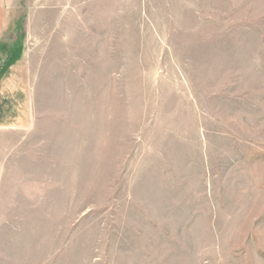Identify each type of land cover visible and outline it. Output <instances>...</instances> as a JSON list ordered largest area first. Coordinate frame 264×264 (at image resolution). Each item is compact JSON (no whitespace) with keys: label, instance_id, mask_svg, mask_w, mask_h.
<instances>
[{"label":"rangeland","instance_id":"rangeland-1","mask_svg":"<svg viewBox=\"0 0 264 264\" xmlns=\"http://www.w3.org/2000/svg\"><path fill=\"white\" fill-rule=\"evenodd\" d=\"M0 264H264V0H0Z\"/></svg>","mask_w":264,"mask_h":264}]
</instances>
